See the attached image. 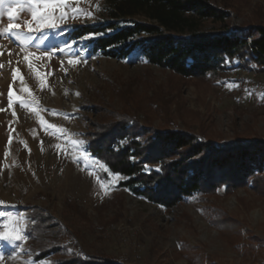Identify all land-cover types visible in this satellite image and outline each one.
I'll return each mask as SVG.
<instances>
[{
  "label": "rangeland",
  "instance_id": "obj_1",
  "mask_svg": "<svg viewBox=\"0 0 264 264\" xmlns=\"http://www.w3.org/2000/svg\"><path fill=\"white\" fill-rule=\"evenodd\" d=\"M105 1L73 0L72 8L93 18L70 16L58 29L28 33L27 45L0 35V226L23 217L26 237L0 241V264H58L74 250L118 264H192V258L193 264H264L260 182L248 178L232 193L196 194L167 211L118 188L122 178L86 151L94 107L127 111L147 128L201 133L217 145L264 139V73L236 60L215 76L184 79L144 62L104 58L91 51L92 38L70 35L105 23ZM215 2L229 6L233 28L264 24V0ZM8 7L9 0H0V29L19 23L26 32L27 10L10 20ZM28 53L35 55L25 61ZM33 213L51 216L73 236L71 247L37 259L25 229ZM220 213L238 223L236 232L225 231L230 237L217 226ZM68 242L60 236L52 245Z\"/></svg>",
  "mask_w": 264,
  "mask_h": 264
},
{
  "label": "trees",
  "instance_id": "obj_2",
  "mask_svg": "<svg viewBox=\"0 0 264 264\" xmlns=\"http://www.w3.org/2000/svg\"><path fill=\"white\" fill-rule=\"evenodd\" d=\"M104 12L105 23L77 27L70 35L77 40L97 34L90 40L91 51L104 58L144 62L184 79L215 76L236 60L264 73V24L231 27L226 4L106 0ZM100 109L90 110L97 119L88 127L87 154L109 174L121 177L117 187L132 196L171 211L196 194H214L220 188L232 193L248 178L264 187V139L217 145L201 133L147 128L127 111ZM216 222L224 237H230L225 231H237L238 223L223 213ZM25 229L37 259L66 251L74 241L44 213L29 214ZM60 236L69 241L67 248L52 245ZM58 264L118 263L108 256H85L74 250Z\"/></svg>",
  "mask_w": 264,
  "mask_h": 264
},
{
  "label": "snow or ice",
  "instance_id": "obj_3",
  "mask_svg": "<svg viewBox=\"0 0 264 264\" xmlns=\"http://www.w3.org/2000/svg\"><path fill=\"white\" fill-rule=\"evenodd\" d=\"M79 0H76L78 3ZM73 0H9V7L7 8V16L10 20H14L18 14L22 11L27 10L30 15V20L25 21L23 27L27 31L21 30V24L19 23H9L6 27L0 29V35H10L21 45H27L29 40L27 39V34L32 32H41L45 29H58L61 25L65 24L68 18L71 16L72 19H77L79 16H85L89 19H92L91 12H84L79 7L72 8L71 5ZM99 10V8H97ZM111 31V30H109ZM101 33L100 35H103ZM97 34H89L88 38H95ZM35 55V53H28L24 56L25 61L29 60L30 56ZM48 55H51L48 53ZM37 60L41 59V56H35ZM70 64H75L78 61L75 59H69ZM31 67V65H30ZM18 75V70L13 69L12 76L13 80L16 79ZM13 89L12 85H9L8 92V107L11 108L13 106ZM4 109L0 108V111ZM13 115L15 113L13 112ZM43 123V121H41ZM55 127L54 125L49 124L48 128ZM62 131V130H61ZM9 143H11V136L9 137ZM74 144L83 145L84 141H74ZM59 147V146H58ZM7 155V153H5ZM85 154L82 152L81 156ZM87 159V157H85ZM103 167V165H101ZM159 171V169H157ZM4 202L0 201V204ZM23 217H13L10 218L11 225L5 224L3 227L6 230L0 231V241H5L7 243H15L17 241H21L26 239L25 236L22 235L23 232ZM3 259V257H0ZM31 264V262H29Z\"/></svg>",
  "mask_w": 264,
  "mask_h": 264
},
{
  "label": "bare ground",
  "instance_id": "obj_4",
  "mask_svg": "<svg viewBox=\"0 0 264 264\" xmlns=\"http://www.w3.org/2000/svg\"><path fill=\"white\" fill-rule=\"evenodd\" d=\"M27 18H28V20H30V15L29 14L27 15Z\"/></svg>",
  "mask_w": 264,
  "mask_h": 264
}]
</instances>
